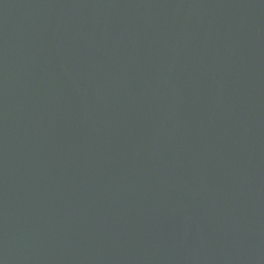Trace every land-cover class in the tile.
Here are the masks:
<instances>
[{
	"label": "water",
	"instance_id": "1",
	"mask_svg": "<svg viewBox=\"0 0 264 264\" xmlns=\"http://www.w3.org/2000/svg\"><path fill=\"white\" fill-rule=\"evenodd\" d=\"M0 264H264V0H0Z\"/></svg>",
	"mask_w": 264,
	"mask_h": 264
}]
</instances>
